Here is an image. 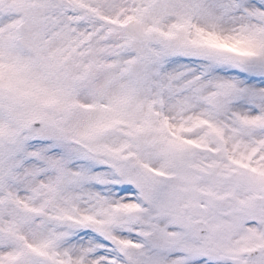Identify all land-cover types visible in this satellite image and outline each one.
I'll return each mask as SVG.
<instances>
[{
  "label": "snow or ice",
  "instance_id": "6c2138e0",
  "mask_svg": "<svg viewBox=\"0 0 264 264\" xmlns=\"http://www.w3.org/2000/svg\"><path fill=\"white\" fill-rule=\"evenodd\" d=\"M0 264H264V0H0Z\"/></svg>",
  "mask_w": 264,
  "mask_h": 264
}]
</instances>
